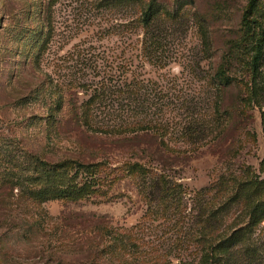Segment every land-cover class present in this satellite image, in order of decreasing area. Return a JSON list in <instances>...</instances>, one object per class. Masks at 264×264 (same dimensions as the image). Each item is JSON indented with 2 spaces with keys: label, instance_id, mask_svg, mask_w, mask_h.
<instances>
[{
  "label": "rangeland",
  "instance_id": "374dc122",
  "mask_svg": "<svg viewBox=\"0 0 264 264\" xmlns=\"http://www.w3.org/2000/svg\"><path fill=\"white\" fill-rule=\"evenodd\" d=\"M248 3L0 0V264H264Z\"/></svg>",
  "mask_w": 264,
  "mask_h": 264
},
{
  "label": "trees",
  "instance_id": "16d2710c",
  "mask_svg": "<svg viewBox=\"0 0 264 264\" xmlns=\"http://www.w3.org/2000/svg\"><path fill=\"white\" fill-rule=\"evenodd\" d=\"M253 5H254V0H249L248 9L250 10L253 7ZM253 23H255V19L247 18L245 14L244 24L246 28L250 29ZM262 49H263V43H262L261 37L258 36L257 39L255 40L253 52L250 56V61H249V70H250L251 75H255L259 68V63H260V59L262 56Z\"/></svg>",
  "mask_w": 264,
  "mask_h": 264
}]
</instances>
